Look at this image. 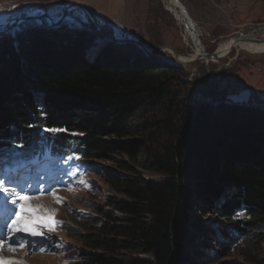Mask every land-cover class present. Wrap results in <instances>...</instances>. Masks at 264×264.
I'll use <instances>...</instances> for the list:
<instances>
[{
	"label": "trees",
	"instance_id": "obj_1",
	"mask_svg": "<svg viewBox=\"0 0 264 264\" xmlns=\"http://www.w3.org/2000/svg\"><path fill=\"white\" fill-rule=\"evenodd\" d=\"M40 32L20 37L19 53L10 41L0 44V149L56 130L57 149L73 143L83 160L111 162L119 172L110 181L118 195L112 210L75 235L90 251L74 264H185L178 234L198 175L218 183H196L208 207L220 185L234 189L220 210L228 217L239 209L247 220L229 233L242 237L264 219L263 125L223 120L213 129L208 114L180 102L174 78L185 69L175 62H86L80 46Z\"/></svg>",
	"mask_w": 264,
	"mask_h": 264
},
{
	"label": "rangeland",
	"instance_id": "obj_2",
	"mask_svg": "<svg viewBox=\"0 0 264 264\" xmlns=\"http://www.w3.org/2000/svg\"><path fill=\"white\" fill-rule=\"evenodd\" d=\"M178 1L192 20L205 55L213 54L225 41L240 40V35L253 36L264 27L262 1ZM76 5L88 8L95 21L112 33L106 28H97L80 7L72 9L58 27L47 28L33 20H24L41 13L56 19L66 8ZM15 20L24 21L7 30ZM37 30L45 32L60 45L80 46L79 52L86 62H113L119 67H133L140 61L156 64L175 62L174 65L185 69L182 76L174 78L181 95L180 102L192 111L208 114L207 123L213 129L214 121L219 123L223 120L256 122L264 126V52H238L233 45L225 48L220 58L213 61L179 63L174 54L180 59L186 58L192 54L193 44L184 39V28L177 21L175 12L168 9L162 0H0V44L10 41L13 50L19 53V38ZM42 32L39 34L45 35ZM112 38L128 42L116 44ZM141 47L158 52L146 56L141 53ZM42 131L50 136L57 133ZM41 162L34 164L30 171L36 170V174L44 175L42 171L46 166ZM46 170L57 178L61 176L65 185L50 194L32 195L30 204L35 211L27 215L45 218L46 223L51 222L47 220L51 217L56 222L55 229L49 230L43 223L35 225L42 233L30 239L31 244H37V252L0 243L6 248L0 251L3 253L0 261L16 264L82 262L90 249L75 235L89 231L90 224L96 225L104 218V212L112 210L111 200L118 195L110 181L119 172L111 162L76 158L51 163ZM150 178L159 177L151 175ZM206 181L218 184L200 175L190 180L188 218L178 234L185 246V264H264V219L256 221L251 229L243 232L242 237L229 233L234 222L247 220V215L238 209L228 217L223 216L220 204L224 197L234 192L229 185L219 184L223 192L220 191L212 200L211 208L208 207L196 193V183ZM45 197L50 203L47 200L48 204L42 202ZM41 247L44 252L39 251Z\"/></svg>",
	"mask_w": 264,
	"mask_h": 264
},
{
	"label": "bare ground",
	"instance_id": "obj_3",
	"mask_svg": "<svg viewBox=\"0 0 264 264\" xmlns=\"http://www.w3.org/2000/svg\"><path fill=\"white\" fill-rule=\"evenodd\" d=\"M164 5L172 12H175L177 21L179 24L184 28V39H188L193 44V51L192 54L187 56L186 58L181 57V59L184 61H193V60H204L205 62L213 61L215 59H212V57L204 56L202 57V48L200 46V43L197 39V32L195 29L194 24H192L189 20V16L186 17L183 9L181 8V4L176 2L175 0H162ZM261 30L256 32L253 36H244L240 35V40H228L220 45H218L215 53L217 55H221L226 48H231L233 45H235V48L238 52H247L251 54H259L264 52V27L260 28ZM232 44V45H231ZM45 200H47L48 203H50V200L45 197L42 202L46 203ZM46 203V204H48ZM6 248L0 249V251L5 250ZM0 255H3L1 253Z\"/></svg>",
	"mask_w": 264,
	"mask_h": 264
},
{
	"label": "snow or ice",
	"instance_id": "obj_4",
	"mask_svg": "<svg viewBox=\"0 0 264 264\" xmlns=\"http://www.w3.org/2000/svg\"><path fill=\"white\" fill-rule=\"evenodd\" d=\"M56 131V130H52ZM0 194L5 195L6 200L8 197V193L5 191L3 187V182H0ZM11 203L18 207V211L15 212V218L12 219L11 223H8L6 225L7 229L13 233L16 232H24L27 233L33 237L40 236L41 233L37 230L35 227L38 223H43L45 227H48L49 230H54L56 226V222L51 218L48 217L47 220H50V223L45 222V218H31L27 214L32 213L35 211V209L30 204V197L26 195H16L13 194ZM19 201V203H18ZM57 202H59V198H57ZM4 246L0 245V249H2ZM23 247V245H21ZM40 252H44L45 249L41 247L39 249ZM0 264H16V262L13 261H0Z\"/></svg>",
	"mask_w": 264,
	"mask_h": 264
},
{
	"label": "water",
	"instance_id": "obj_5",
	"mask_svg": "<svg viewBox=\"0 0 264 264\" xmlns=\"http://www.w3.org/2000/svg\"><path fill=\"white\" fill-rule=\"evenodd\" d=\"M176 2H178V0H175ZM78 7H80V8H82L87 14H88V16L92 19V21L95 23V25H96V27L97 28H99V29H103V28H106V27H104V26H101V25H99L96 21H95V18H94V15H93V13L88 9V8H86V7H84V6H81V5H76V6H70V7H68V8H66L64 11H63V13L58 17V18H56V19H54V18H52V17H50L49 15H47V14H45V13H41L39 16H34V15H32V16H30V17H26L24 20L25 21H30V20H33V21H35V22H37L39 25H43V26H45V27H47V28H52V27H58V26H60V24H61V21L68 15V13L72 10V9H74V8H78ZM182 9H183V11H184V13H185V15H186V17H188V14L185 12V9L183 8V7H181ZM24 20H15L14 21V23H11L12 25L10 26V27H8L7 28V30H9V28L10 29H12L14 26H16V24H19V23H21L22 21H24ZM189 20H190V22L193 24V22H192V20L189 18ZM106 29H108V31L110 32V33H112L111 32V30L109 29V28H106ZM112 42L113 43H116V44H121V43H127L128 41H124V40H118V39H114V38H112ZM162 49H164V48H162ZM165 50H171L170 48H166ZM172 51V50H171ZM158 51H150V50H148V49H146V48H144V47H141V53L143 54V55H146V56H152V55H154V54H156ZM207 55V57H212V59H218V58H220V56L219 55H217L215 52L213 53V54H206ZM204 53H202V57H204V56H206ZM174 57H175V59L179 62V63H181V64H183V63H188V62H191V61H183V60H181L180 58H178L175 54H174ZM211 59V58H210ZM194 61V60H193Z\"/></svg>",
	"mask_w": 264,
	"mask_h": 264
}]
</instances>
